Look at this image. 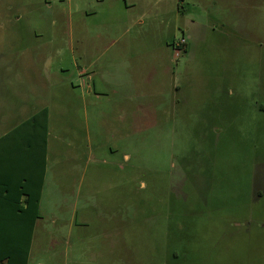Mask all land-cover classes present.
Masks as SVG:
<instances>
[{"label": "rangeland", "instance_id": "374dc122", "mask_svg": "<svg viewBox=\"0 0 264 264\" xmlns=\"http://www.w3.org/2000/svg\"><path fill=\"white\" fill-rule=\"evenodd\" d=\"M132 1L0 0L66 172L29 264H264V0Z\"/></svg>", "mask_w": 264, "mask_h": 264}, {"label": "crops", "instance_id": "0c3cea01", "mask_svg": "<svg viewBox=\"0 0 264 264\" xmlns=\"http://www.w3.org/2000/svg\"><path fill=\"white\" fill-rule=\"evenodd\" d=\"M119 1L98 0V3L104 11L106 7L116 8ZM121 1L126 10L135 6L132 0ZM120 43L121 41L116 39L112 46ZM115 58L120 57L115 56ZM120 65L118 64V67ZM105 77L104 75L103 78ZM11 84L14 85L15 82ZM3 90L6 105L3 107L4 110H0V127L3 128L0 131V264H24L16 254L19 243L24 238V228L21 224L24 221H31L32 214L26 219L22 218L24 215L22 208L28 204L29 193L35 194L40 191L38 217L35 219L31 234L26 263L29 264L33 239L42 220L44 202L49 201L47 200L49 194L46 195V192L56 189V185L64 186L66 172L64 165L60 163L63 160L62 152L54 149L53 145L54 150L51 151L49 146V123L57 119L48 99H43L42 96H48L50 93H46L43 89L26 92L19 90V87H5ZM124 91L129 94L127 89ZM22 95L27 97L18 101L19 96ZM14 96L17 98L15 99ZM70 96L71 92L65 91L62 98L64 106L72 104ZM44 110H47L46 114ZM57 173L60 174L59 180H56ZM12 254L14 258H11Z\"/></svg>", "mask_w": 264, "mask_h": 264}, {"label": "trees", "instance_id": "16d2710c", "mask_svg": "<svg viewBox=\"0 0 264 264\" xmlns=\"http://www.w3.org/2000/svg\"><path fill=\"white\" fill-rule=\"evenodd\" d=\"M45 114L47 110L43 111ZM39 192L35 194H28V201L27 206L22 208L24 215L22 218L26 219L27 216L32 214V218L30 217L31 221H24L22 227L24 228V238L20 241L19 246L17 248V258L22 260L24 264L27 263L29 250H30V243H31V234L34 229L35 219L38 217V201H39ZM11 258H14V254L11 255Z\"/></svg>", "mask_w": 264, "mask_h": 264}, {"label": "built area", "instance_id": "2783aa9c", "mask_svg": "<svg viewBox=\"0 0 264 264\" xmlns=\"http://www.w3.org/2000/svg\"><path fill=\"white\" fill-rule=\"evenodd\" d=\"M184 41H185V40H184V38H183V39H182V43H184Z\"/></svg>", "mask_w": 264, "mask_h": 264}]
</instances>
